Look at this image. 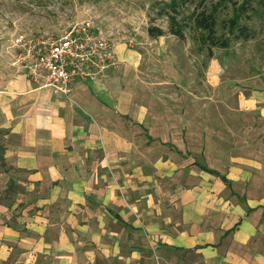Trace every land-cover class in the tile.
<instances>
[{
    "label": "crops",
    "instance_id": "obj_1",
    "mask_svg": "<svg viewBox=\"0 0 264 264\" xmlns=\"http://www.w3.org/2000/svg\"><path fill=\"white\" fill-rule=\"evenodd\" d=\"M123 65L65 95L0 64V264H264L262 159L153 132Z\"/></svg>",
    "mask_w": 264,
    "mask_h": 264
},
{
    "label": "rangeland",
    "instance_id": "obj_2",
    "mask_svg": "<svg viewBox=\"0 0 264 264\" xmlns=\"http://www.w3.org/2000/svg\"><path fill=\"white\" fill-rule=\"evenodd\" d=\"M170 1L0 0V64L25 69L31 61L25 58L28 47L37 39L52 41L69 28L88 23L92 33L112 45L116 69L123 64L133 68L128 82L159 120L147 124L153 132L160 136L169 130L185 132L190 146L198 148L207 140L209 146L227 153L233 149L264 162V117L257 109H237L240 91L248 95L264 89V9L258 14L249 11L244 18L248 39L231 37L228 49L214 47L209 56L192 28L184 30L183 39L170 32L169 18L163 13L171 11ZM199 1L180 3L177 19L187 18ZM218 1L206 0V7ZM241 2L225 1L218 34L225 31L222 21ZM150 26L162 28L164 35L150 36ZM210 157L213 163L224 158ZM197 161L207 164L203 155Z\"/></svg>",
    "mask_w": 264,
    "mask_h": 264
},
{
    "label": "built area",
    "instance_id": "obj_3",
    "mask_svg": "<svg viewBox=\"0 0 264 264\" xmlns=\"http://www.w3.org/2000/svg\"><path fill=\"white\" fill-rule=\"evenodd\" d=\"M90 26L71 27L48 41L44 37L28 47L31 61L24 68L37 81L70 95L75 85L107 77L118 61L109 42L90 31Z\"/></svg>",
    "mask_w": 264,
    "mask_h": 264
},
{
    "label": "trees",
    "instance_id": "obj_4",
    "mask_svg": "<svg viewBox=\"0 0 264 264\" xmlns=\"http://www.w3.org/2000/svg\"><path fill=\"white\" fill-rule=\"evenodd\" d=\"M188 1L191 0H171L167 4V7L171 11H164L163 13L169 18L170 32L178 38L183 39L185 37L184 30L192 28L196 31L198 40L202 46H207L209 56H212V48L214 47L228 49L231 44V37L248 39V26L243 23L244 18L248 17L246 15H248L249 11L253 14H258L260 9H264V0H242L241 3H235L231 17L222 21L225 31L218 34L219 14L226 0H220L212 4L209 9L206 7V0H200L191 14L180 21L177 19L179 5ZM254 2L256 6L253 5ZM148 33L154 38L164 35L163 29L158 26H150ZM199 165L203 170L220 176L226 184H229V180L225 175L204 164Z\"/></svg>",
    "mask_w": 264,
    "mask_h": 264
}]
</instances>
